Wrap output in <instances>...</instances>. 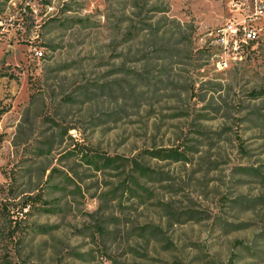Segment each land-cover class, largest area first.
<instances>
[{
    "label": "rangeland",
    "instance_id": "rangeland-1",
    "mask_svg": "<svg viewBox=\"0 0 264 264\" xmlns=\"http://www.w3.org/2000/svg\"><path fill=\"white\" fill-rule=\"evenodd\" d=\"M0 264H264V0H0Z\"/></svg>",
    "mask_w": 264,
    "mask_h": 264
},
{
    "label": "trees",
    "instance_id": "trees-1",
    "mask_svg": "<svg viewBox=\"0 0 264 264\" xmlns=\"http://www.w3.org/2000/svg\"><path fill=\"white\" fill-rule=\"evenodd\" d=\"M154 157L159 159H169L173 161L180 160L183 158V153L178 151L177 149L170 147V148H159L157 150L152 151Z\"/></svg>",
    "mask_w": 264,
    "mask_h": 264
},
{
    "label": "built area",
    "instance_id": "built-area-1",
    "mask_svg": "<svg viewBox=\"0 0 264 264\" xmlns=\"http://www.w3.org/2000/svg\"><path fill=\"white\" fill-rule=\"evenodd\" d=\"M252 38H254V32L246 30L244 32L243 36L241 37V40H242V42L247 43V41L251 40ZM238 47H240V46L238 45ZM35 54L40 55L41 53L39 51H35Z\"/></svg>",
    "mask_w": 264,
    "mask_h": 264
}]
</instances>
